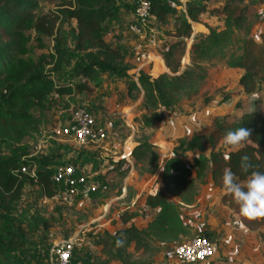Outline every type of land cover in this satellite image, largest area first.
I'll return each mask as SVG.
<instances>
[{"label": "trees", "instance_id": "trees-1", "mask_svg": "<svg viewBox=\"0 0 264 264\" xmlns=\"http://www.w3.org/2000/svg\"><path fill=\"white\" fill-rule=\"evenodd\" d=\"M146 1L151 27L155 31L156 27H162V35L169 39L155 48L169 72L152 78L141 70L134 81L129 72L133 66L127 62L133 58L134 49L118 41L105 40L116 22L119 35L128 30L124 0H0V233H3L0 234V264H7V249L23 243V232L12 209L24 194L32 197L37 188L35 198L49 201L56 213L76 212L71 202L52 199L58 191L52 176L56 166L72 165L78 169L81 166L76 158L62 150L31 155L25 139L37 128V120L30 110L50 108L55 97L68 101L88 95L105 73L116 79H127L128 93L141 92L143 107L149 112L133 132L126 131L113 138L120 142L130 135L136 142L130 156L134 163L143 166L138 173L159 169L162 186L158 192L152 188L144 196L143 206L152 210L145 226H135L132 211L115 213L121 226L112 231L103 229L96 235L98 252L88 264H155L156 254L163 259L168 244L193 235L192 218L185 208L195 201L207 176L212 187L220 191V201L237 215L243 226L256 230L264 239V219L249 220L240 216L238 205L224 194L222 185L226 167L244 179L246 174L239 169L240 156L245 153L251 156L256 151L252 146L241 152L232 151L223 143L224 134L237 127L252 129L250 138L264 156V112L249 108L238 116H216L206 132L176 139L177 150L170 156L161 157L149 142L161 120V110L178 108L185 114L195 110L192 103L185 109L182 101H191L199 95L208 66L222 65L238 70L236 89L245 96L256 93L264 85V26L256 37L250 35L258 19L256 13L250 16L253 0H212L221 2L220 7L212 8H207L204 2L185 0L184 12H178L169 0ZM43 3H53L54 8L41 10ZM254 3L264 7V0H254ZM203 13L215 16L221 21V27L203 22L207 32L191 36L190 22H201ZM169 17H172V26L165 28ZM189 38L188 63L180 68V51ZM232 96L231 92L222 93L217 103ZM201 100V105L210 101L209 98ZM78 107L73 105L69 112ZM221 144L226 151L220 149ZM187 151L192 152L188 162L182 159ZM122 161L123 158L113 160L106 170L112 173L107 179L109 184L121 183L122 174L128 170V166H121ZM254 162L264 171V159ZM120 193L119 184L115 196ZM121 234L124 243L117 247L115 241ZM203 235L211 242L214 240L209 232Z\"/></svg>", "mask_w": 264, "mask_h": 264}, {"label": "rangeland", "instance_id": "rangeland-1", "mask_svg": "<svg viewBox=\"0 0 264 264\" xmlns=\"http://www.w3.org/2000/svg\"><path fill=\"white\" fill-rule=\"evenodd\" d=\"M169 1L176 7L178 12L181 10L179 8L180 0ZM196 1L201 2L202 0ZM207 2L209 6L218 4V1L213 2L209 0ZM135 4L136 0H124V5L127 7V9L125 8L127 13L124 17L128 21ZM257 7L260 8V11L263 10L262 5ZM53 8V3H43L40 7L41 10ZM253 13L250 12L251 17H253ZM256 14L259 15L257 11ZM200 19L211 21L213 24L215 23V19L205 15V13L202 14ZM260 20H264V18L260 19L258 16V21ZM136 24L139 28L138 33H132L127 30L125 33L119 35L117 22L114 23L106 33L105 40L109 43L118 41L127 47L138 45V52L149 51L150 47L147 46V40H153L157 44L154 46L155 48L157 46L160 47L164 40L166 42L169 40L162 35L163 28L156 27L157 31H155L151 27L149 20L144 25ZM171 26L172 17H169L165 28H171ZM45 41L48 44L49 39ZM185 49L188 48L184 46L180 54L183 55ZM44 50L37 49V51ZM182 62L181 58L180 65ZM237 74V71L227 69L222 65L208 66L207 76L201 84L199 95L191 101H184L183 99L182 105L185 109L189 103L197 107L201 104L202 98H209L210 101L216 102L222 93L231 92L233 96L223 102L218 116L231 114L230 112L236 107L242 110L245 109L247 105L246 100L241 98L238 94L239 92L235 89L236 87H234ZM102 75L103 77H101L98 86L88 95H80L68 101L61 100L62 97H55L50 108L44 110L32 108L30 110L37 120V128L25 139L28 142L31 155L59 150H62L65 154L69 153L72 158L78 160L82 174L87 176V179L90 178L89 180L97 181L98 186L83 195H76L69 198V202H71L76 211L75 213H56L49 201H42L39 198H35L38 192L37 188L31 193L32 197L24 194L21 200L14 204L12 209V215L15 221L19 223L23 232V243H19V245L5 251L8 257L6 260L7 264H47L50 246L52 243L64 239V236L65 238L73 237L75 239L73 264H88L98 252L95 243L96 235L103 229L112 231L121 226L116 219L115 213L123 211L129 206L128 201H130L132 181L129 183L126 180L127 171L122 174L121 183L119 184L121 188H124L123 192L125 191V197L116 198L118 195L115 196V194L119 184H109L107 179L110 176L106 171L102 175H95L94 171L102 164H105L106 167L109 166V169L113 160L120 159L113 156L121 154V152L127 155V149L122 148L121 145L123 141L117 143L118 146H116L115 154H112L113 150L109 142L116 134H123L126 131L133 132L137 123L147 115L149 110L143 107L140 91L134 90L130 93L126 91L127 79H116L107 73ZM75 104L88 112L94 121L93 129L95 137L84 146H74L69 139L52 138L48 133L49 127L57 121L66 124L70 123L69 110ZM208 107L209 113L203 115L207 121L210 119V108L212 105ZM175 111L170 112L176 115L177 113ZM127 123L133 126V130L129 129ZM206 130L207 127L203 125L201 132L204 133ZM186 136L181 138H186ZM221 148L225 150L223 145H221ZM123 157L126 159L125 156ZM64 158L67 157L64 156ZM124 158L121 166H128V169L132 167L138 175V178L141 177L143 173H138L143 167L141 163H134L133 159L128 163ZM128 164H131V166ZM136 206L140 209V213H144L138 201H135V208L137 209ZM99 215H102V217L95 219ZM84 234H87L88 237H84Z\"/></svg>", "mask_w": 264, "mask_h": 264}, {"label": "crops", "instance_id": "crops-1", "mask_svg": "<svg viewBox=\"0 0 264 264\" xmlns=\"http://www.w3.org/2000/svg\"><path fill=\"white\" fill-rule=\"evenodd\" d=\"M184 1L180 0L179 8L180 11L184 12ZM206 3L207 8L212 7H220L221 2L218 1V4H212L209 6V3L206 1H201ZM211 2V1H210ZM216 2V1H213ZM256 6H261V4H256L252 1L250 10L251 12L259 13L260 8ZM254 10H252V9ZM209 17H213L215 19V23H211V21L203 20L201 22H190L191 28V36L194 34H204L207 32V29L203 25V22H207L212 26L221 27V21L218 20L215 16H211L207 13ZM264 26V20L257 21L253 24L250 35L256 37L257 34L262 30ZM191 40L187 41V45L185 48H188V44ZM129 43V42H128ZM134 43V42H133ZM155 45H157L153 40H147V46L149 48V53L151 55V63H150V73L149 75L154 78L160 73L166 72L168 73V69L165 67L164 62L160 55L155 50ZM138 45L132 46L135 52H137ZM154 47V48H152ZM182 58V64L180 68L184 66V64L188 63V49H185ZM129 63L131 60H128ZM133 66V65H132ZM147 71L146 66L143 67L142 71ZM235 70V69H230ZM237 71V77L239 75V71ZM131 72V70L129 71ZM103 77V75H101ZM234 81V87H236V80ZM236 89V88H235ZM237 91V89H236ZM260 95V99L264 102V85L257 91ZM241 98L246 100V108H252L253 105L250 103L251 96H245L242 93H238ZM221 103L209 101L206 105H199L195 107V110L189 114L183 113V110L175 111L177 114H173L170 111L161 110V120L157 123L156 131L149 137V142L154 146V149L160 153L162 157L170 156L173 154L174 151L177 150V144L175 142L176 139L186 136L189 138L192 133L201 132L203 129V125L207 127V130L210 127L211 119L218 116ZM210 108V119H207L203 116L202 109L208 110ZM254 108L264 112V108L261 107V102L259 100L254 102ZM242 109L238 107L234 108L231 114L238 116ZM203 123V125H202ZM119 141L112 137L109 144L111 145L112 154L116 153V146H118ZM136 142L131 139V136L125 137L123 140L122 148L127 149V155L124 152L121 154L115 155V158H124V160L130 163L132 157L130 156V152ZM223 145V144H221ZM221 145L219 146L221 150ZM225 148V146L223 145ZM225 148L224 151H226ZM197 151H194V153ZM192 157V152L187 151L183 154L182 159L186 162L190 160ZM131 166V164H128ZM101 167V168H100ZM98 167L95 171V175H102L109 166L106 167L105 164H102ZM112 173H109V176ZM127 181L131 183L132 181V191L128 201V207L125 208L126 211H132L135 213L132 221L134 222L136 227L145 226L147 221L150 219V214L152 210L143 206V199L147 192H149L152 188H161L162 184L160 181V173L159 169H157L153 173H144L141 177L138 178V175L129 167L127 170ZM133 179V180H132ZM220 191L216 187H212L211 181L207 176V179L204 184H202L199 188V193L195 199V201L191 204L186 206L185 212L192 218L191 226H192V233L200 235L209 232L214 237L212 241L215 247V254L214 256L206 260L204 262H199L195 264H233L234 262H240L242 264H264V239H261L258 235L257 231L249 230L245 226H243L238 218L237 215L232 212L225 204H223L219 199ZM127 196V194H126ZM125 197V191L120 193L116 198ZM135 201H138L141 205V209H143L144 213H140V209L137 207L135 208ZM102 215H99L95 219H100ZM155 264H183V263H176L173 260H167L166 258H161L159 254L155 255Z\"/></svg>", "mask_w": 264, "mask_h": 264}, {"label": "built area", "instance_id": "built-area-1", "mask_svg": "<svg viewBox=\"0 0 264 264\" xmlns=\"http://www.w3.org/2000/svg\"><path fill=\"white\" fill-rule=\"evenodd\" d=\"M259 12V18H264V7ZM151 19L149 14V3L146 0H136L132 10V16L128 21V30L132 33H138L137 24L144 25ZM151 55L148 52H135L131 59V73L133 80L139 71L146 66L147 74L150 73ZM203 115L208 114V110H201ZM70 123L57 121L49 127L48 133L52 138L69 139L74 146H84L95 137L94 121L92 116L83 108L78 107L69 117ZM130 130L133 126L127 123ZM25 171L24 167L20 169ZM33 169L30 170L32 175ZM81 170L72 165L56 166L52 176V182L57 187V193L52 197L53 200H64L69 202V198L97 188L98 183L87 179ZM124 188H121L123 193ZM43 201V200H42ZM47 201V200H45ZM74 238L67 237L52 243L49 249V260L47 264H73ZM215 254L213 242L209 241L204 235L194 234L190 238L181 242H173L167 245L163 256L167 260H173L176 263L195 264L211 259Z\"/></svg>", "mask_w": 264, "mask_h": 264}, {"label": "clouds", "instance_id": "clouds-1", "mask_svg": "<svg viewBox=\"0 0 264 264\" xmlns=\"http://www.w3.org/2000/svg\"><path fill=\"white\" fill-rule=\"evenodd\" d=\"M257 100L261 102V107L264 108V102L261 101L260 95L253 93L250 99V103L253 105L252 111L254 110V102ZM252 131L250 128L237 127L234 130L226 131L224 134L223 143L232 151L241 152L248 146L254 147L256 151L251 156L247 153L240 156L239 169L241 173L246 174L245 178L239 179L230 167H226L222 173V185L224 194L231 196L238 205L239 215L249 220H256L264 219V171H261V165L254 161H260L264 159V156L259 151V145L250 138ZM122 235L117 237L115 241L117 247L123 246Z\"/></svg>", "mask_w": 264, "mask_h": 264}]
</instances>
